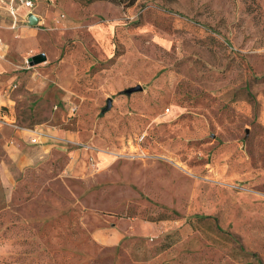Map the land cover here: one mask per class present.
Masks as SVG:
<instances>
[{
	"label": "rangeland",
	"instance_id": "rangeland-1",
	"mask_svg": "<svg viewBox=\"0 0 264 264\" xmlns=\"http://www.w3.org/2000/svg\"><path fill=\"white\" fill-rule=\"evenodd\" d=\"M38 1L69 138L0 143V264H264V0Z\"/></svg>",
	"mask_w": 264,
	"mask_h": 264
},
{
	"label": "crops",
	"instance_id": "crops-1",
	"mask_svg": "<svg viewBox=\"0 0 264 264\" xmlns=\"http://www.w3.org/2000/svg\"><path fill=\"white\" fill-rule=\"evenodd\" d=\"M2 1L6 5L9 0ZM32 2L34 5L32 9H40L38 0ZM15 11L19 20L16 27L11 28L10 16L5 9L0 10V143L10 155L19 152L24 158L22 162L24 166L34 161V156L40 159L51 158L52 147L58 146L59 141L69 138V132L52 124L49 119L35 116L30 119L31 121L26 119L27 122L23 125L15 123V112L18 107L26 103L27 107L25 105L23 107H26L28 112L34 111L38 103L49 99L51 93L58 91L59 86L56 81L57 75L51 67L46 64L29 66L25 63L29 57L38 53H43L46 60L43 44V39L46 38H42L39 29L35 27L41 22L34 26L28 25L27 22L30 15L39 19L41 16L23 5L16 6ZM28 95L33 97L30 103L26 102ZM52 108L56 109V105ZM72 109L70 107L69 111L72 112ZM27 129H34L42 135L32 139ZM23 142L33 144V147L30 146L23 151ZM72 155L70 154V157Z\"/></svg>",
	"mask_w": 264,
	"mask_h": 264
},
{
	"label": "built area",
	"instance_id": "built-area-1",
	"mask_svg": "<svg viewBox=\"0 0 264 264\" xmlns=\"http://www.w3.org/2000/svg\"><path fill=\"white\" fill-rule=\"evenodd\" d=\"M23 5L30 10L34 7L32 0H9L6 5H4V2L0 0V10L5 9V11L8 13V15L11 18V28H15L17 25V22L19 20V16L16 13V6ZM63 18L62 15L58 17H54V22H59V20ZM28 133H30L32 139L40 137L42 134L40 132L35 131L34 129H27Z\"/></svg>",
	"mask_w": 264,
	"mask_h": 264
},
{
	"label": "water",
	"instance_id": "water-1",
	"mask_svg": "<svg viewBox=\"0 0 264 264\" xmlns=\"http://www.w3.org/2000/svg\"><path fill=\"white\" fill-rule=\"evenodd\" d=\"M27 22H28V25L34 26L38 22V18L35 17L34 15H30L27 18ZM43 61H45V55L43 53H38V54L32 55L31 57H29L27 59V63L29 66L36 65V64L41 63ZM140 90H141V87L139 85H136L134 87H130V88L124 90V93L130 94V93L137 92ZM110 106H111V99L108 98V99H106V104L102 110L105 112L110 108Z\"/></svg>",
	"mask_w": 264,
	"mask_h": 264
},
{
	"label": "trees",
	"instance_id": "trees-1",
	"mask_svg": "<svg viewBox=\"0 0 264 264\" xmlns=\"http://www.w3.org/2000/svg\"><path fill=\"white\" fill-rule=\"evenodd\" d=\"M135 0H127V4L129 5V4H132L133 2H134ZM120 3L122 2V1H119Z\"/></svg>",
	"mask_w": 264,
	"mask_h": 264
}]
</instances>
